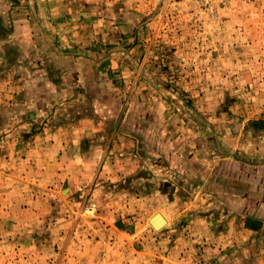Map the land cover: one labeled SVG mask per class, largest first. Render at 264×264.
Wrapping results in <instances>:
<instances>
[{
    "label": "crops",
    "instance_id": "1",
    "mask_svg": "<svg viewBox=\"0 0 264 264\" xmlns=\"http://www.w3.org/2000/svg\"><path fill=\"white\" fill-rule=\"evenodd\" d=\"M151 1L0 0L2 206L40 221L66 202L72 264L99 246L124 259V217L146 213L144 264H264V116L200 119L168 97L186 89L179 34ZM85 198L89 227L74 220Z\"/></svg>",
    "mask_w": 264,
    "mask_h": 264
},
{
    "label": "rangeland",
    "instance_id": "2",
    "mask_svg": "<svg viewBox=\"0 0 264 264\" xmlns=\"http://www.w3.org/2000/svg\"><path fill=\"white\" fill-rule=\"evenodd\" d=\"M120 1L143 4L151 0ZM108 2L112 0H105V3ZM151 2L156 4L154 11L164 8L162 14L173 23L167 31L168 36L179 34V82H183L186 89L184 91L179 87L183 91L171 90L167 92L168 97L179 96L183 100L179 106L184 105L187 111H192L190 116L196 112L200 119L224 115L231 122L241 123L247 116H264V0ZM177 20L179 25L174 26ZM171 48L174 50L175 46ZM172 65L177 66V62ZM6 126L0 124V136ZM137 189L141 191L143 188ZM163 189L169 196L173 193L169 185L163 186ZM60 195L65 196L66 193ZM88 200H84L79 214L74 216L79 226L94 224L96 212L95 208L92 209V201ZM2 202L0 198V208ZM5 205L3 210L0 209V264H72L69 257H76L75 251L64 252L67 239L64 231L67 230L65 224L68 219L66 202L55 203L51 213L41 216L40 221L32 219L26 202L22 203L19 211L9 204ZM11 216L22 220L15 232L9 231L8 218ZM124 220L129 231L135 233L134 250L130 246L128 251L123 237L122 244L116 246L121 248V253H127L124 259L121 254L105 251L99 246L100 250L93 248V252L85 254L83 261H88L90 257L93 260L91 264H121V261L125 263L130 258L127 264H144L147 255L143 254L139 245L150 235L143 229L149 224L147 213L137 217L125 216ZM112 227L115 230L119 228L118 224ZM165 227L166 224L161 228ZM113 238L116 239L114 234ZM153 261V264H161L159 257Z\"/></svg>",
    "mask_w": 264,
    "mask_h": 264
},
{
    "label": "water",
    "instance_id": "3",
    "mask_svg": "<svg viewBox=\"0 0 264 264\" xmlns=\"http://www.w3.org/2000/svg\"><path fill=\"white\" fill-rule=\"evenodd\" d=\"M158 217L159 219H157V225H155L153 222H152V219ZM150 224L153 226V228H157V227H160V226H163L165 220L164 218L161 216V214L159 212H156L149 220Z\"/></svg>",
    "mask_w": 264,
    "mask_h": 264
},
{
    "label": "bare ground",
    "instance_id": "4",
    "mask_svg": "<svg viewBox=\"0 0 264 264\" xmlns=\"http://www.w3.org/2000/svg\"><path fill=\"white\" fill-rule=\"evenodd\" d=\"M160 214H161V216L164 218V220H165V222H164V224H163V226L166 224V218L164 217V215L161 213V212H159ZM157 219H159L158 217H156V218H154V219H152V222L155 224V225H157ZM150 220V219H149ZM163 226H160V227H157V228H155V229H160L161 227H163Z\"/></svg>",
    "mask_w": 264,
    "mask_h": 264
}]
</instances>
